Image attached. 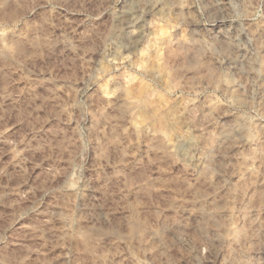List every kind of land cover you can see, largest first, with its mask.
I'll return each instance as SVG.
<instances>
[{"label": "rangeland", "instance_id": "rangeland-1", "mask_svg": "<svg viewBox=\"0 0 264 264\" xmlns=\"http://www.w3.org/2000/svg\"><path fill=\"white\" fill-rule=\"evenodd\" d=\"M0 264H264V0H0Z\"/></svg>", "mask_w": 264, "mask_h": 264}]
</instances>
